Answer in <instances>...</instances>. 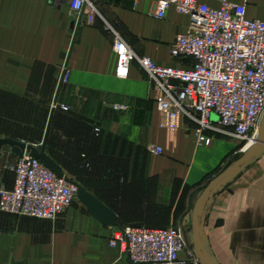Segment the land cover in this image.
Wrapping results in <instances>:
<instances>
[{
	"label": "crops",
	"instance_id": "crops-1",
	"mask_svg": "<svg viewBox=\"0 0 264 264\" xmlns=\"http://www.w3.org/2000/svg\"><path fill=\"white\" fill-rule=\"evenodd\" d=\"M93 1V22L83 12L77 29L80 16L65 3L0 0V122H25L36 130L44 123L39 145L3 129L0 137L41 146L49 130L47 153L109 206L120 226L193 228L200 198L243 159L244 142L217 117L204 133L208 144L199 143L195 120L183 118L175 131L162 127L148 73L133 60L129 76L117 77L114 50L118 32L139 56L181 66L171 46L190 17L171 7L159 19L155 0ZM199 1L212 7L223 2ZM228 1L264 21V0ZM65 68L69 81L59 90ZM156 146L161 154L152 151ZM19 158L9 146L0 150V188L14 187ZM199 223L208 264H264V154L203 200ZM114 228L78 200L53 220L0 210V264H133L111 245Z\"/></svg>",
	"mask_w": 264,
	"mask_h": 264
},
{
	"label": "built area",
	"instance_id": "built-area-1",
	"mask_svg": "<svg viewBox=\"0 0 264 264\" xmlns=\"http://www.w3.org/2000/svg\"><path fill=\"white\" fill-rule=\"evenodd\" d=\"M65 3L76 16L87 13L90 23L97 13L93 0H53ZM154 16L162 19L169 8L190 17L186 31L179 33L171 56L181 66H161L139 56L115 32L114 50L119 56L116 75L127 78L137 60L153 83L154 98L161 112V125L175 131L183 118L198 122L199 143H210L205 131L212 120L230 128L232 134L252 146L264 115V21L250 19L244 4L223 0L212 7L199 0H155ZM65 71L63 83L69 81ZM64 110L70 107L55 104ZM161 154L163 149L152 150ZM15 185L0 188V210L42 219H56L77 199L78 188L40 160L25 154L12 167ZM111 245L128 254L134 264H198L195 250L176 227H115ZM184 254V256H183Z\"/></svg>",
	"mask_w": 264,
	"mask_h": 264
},
{
	"label": "water",
	"instance_id": "water-1",
	"mask_svg": "<svg viewBox=\"0 0 264 264\" xmlns=\"http://www.w3.org/2000/svg\"><path fill=\"white\" fill-rule=\"evenodd\" d=\"M83 19V13L80 14L79 20H78V26L80 25L81 21ZM76 29V30H77ZM67 67V65H66ZM66 68L63 72L62 80L60 82L59 90L61 89L63 85V77L65 74ZM49 132V130H48ZM48 132L46 134V138L44 139L41 146H36L33 144H28L26 142L5 137H0V150L5 147L9 146L12 148V151L19 157L24 156L25 154H28L38 160H40L46 167H48L50 170H52L54 173H56L60 177H67L63 168L61 165L56 162L46 151V143H47V136ZM264 154V115L262 117L259 130H258V137L255 141V143L250 146L245 151V156L243 159H241L236 164L232 165L230 168H228L223 174H221L219 177L215 178L211 184L208 186V188L205 190L204 194L200 198L195 212H194V248L195 252L198 258V261L200 264H208L204 258L203 250H202V238H201V232H200V223H199V210L200 205L203 202V200L214 190L216 189L224 180L232 176L234 173H236L239 169L244 167L246 164L251 162L253 159L261 156ZM77 188V199L79 202H82L85 204L88 208V211L96 218L98 219L103 225L112 226V227H120L118 223L117 214L105 203H103L99 198H97L94 194L89 192L85 187H83L78 182L73 181ZM134 264V263H133Z\"/></svg>",
	"mask_w": 264,
	"mask_h": 264
},
{
	"label": "rangeland",
	"instance_id": "rangeland-1",
	"mask_svg": "<svg viewBox=\"0 0 264 264\" xmlns=\"http://www.w3.org/2000/svg\"><path fill=\"white\" fill-rule=\"evenodd\" d=\"M4 111H7L6 108L3 109ZM47 117V116H46ZM37 118H41L40 116ZM14 119H19V117H15ZM1 121V120H0ZM36 125V124H35ZM26 126L31 127V125H27L25 124V122H0V129L2 130L3 133H16L17 135H21L22 137H25L26 139H29L30 141H38L37 145H39V141L42 139V135H43V126L44 123H42V129H28ZM34 126V123H32V127ZM0 132V133H2ZM245 145V142H244ZM243 145V150L246 151L245 147ZM188 248H192L193 250H195L194 248V238H193V228H192V224L190 223L188 225V229H179ZM197 256V255H196ZM198 259V258H197ZM198 264L199 261H198Z\"/></svg>",
	"mask_w": 264,
	"mask_h": 264
}]
</instances>
